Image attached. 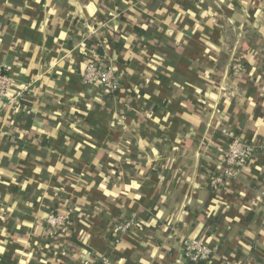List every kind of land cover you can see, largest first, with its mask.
Returning <instances> with one entry per match:
<instances>
[{
    "label": "crops",
    "instance_id": "crops-1",
    "mask_svg": "<svg viewBox=\"0 0 264 264\" xmlns=\"http://www.w3.org/2000/svg\"><path fill=\"white\" fill-rule=\"evenodd\" d=\"M0 66L28 85L0 101V264H188L187 237L205 264H264V0H0ZM221 128L254 154L211 191Z\"/></svg>",
    "mask_w": 264,
    "mask_h": 264
},
{
    "label": "built area",
    "instance_id": "built-area-1",
    "mask_svg": "<svg viewBox=\"0 0 264 264\" xmlns=\"http://www.w3.org/2000/svg\"><path fill=\"white\" fill-rule=\"evenodd\" d=\"M101 61V62H100ZM89 59L84 65L81 73V82L85 86L95 87L107 93H116L120 87L119 77L116 75L114 67L110 64L105 65L103 60ZM234 73L243 70L241 62H234L231 66ZM12 88L11 78L4 73L0 66V101L5 105L18 104L23 92L27 91L28 85H23L13 95L8 91ZM219 132L225 139V150L221 160L218 163L217 170H212L207 177V185L211 191H216L224 183L235 180L240 169L252 158L254 147L252 144L244 141L234 131L226 128L219 129ZM73 214V208L68 206L63 211L49 212L46 214L44 222L50 232L60 231L66 233L69 229L68 224ZM130 226V221H123L114 228L117 234L124 233ZM118 237V236H117ZM117 240V238H114ZM183 256L192 263H208L212 249L201 238L187 237L182 240ZM100 264H111L106 258H101Z\"/></svg>",
    "mask_w": 264,
    "mask_h": 264
},
{
    "label": "trees",
    "instance_id": "trees-1",
    "mask_svg": "<svg viewBox=\"0 0 264 264\" xmlns=\"http://www.w3.org/2000/svg\"><path fill=\"white\" fill-rule=\"evenodd\" d=\"M245 65H246V64H245ZM100 92H101V91H100ZM104 92H105V91H104ZM101 96H102L101 98H102V100H103V99H105V98L108 99L109 97H110V99H111V97H112L113 95H112L111 93H107V92H105V93H103ZM20 100H21V99H20ZM20 100H19V101H20ZM20 102H21V101H20ZM26 102H27V101H26ZM52 212L56 213V212H59V210H58V211H52ZM117 235H118V234H117L116 231H115V232H113V233L111 234V237H112V238H118ZM187 263H188V264H192L191 261H187Z\"/></svg>",
    "mask_w": 264,
    "mask_h": 264
}]
</instances>
